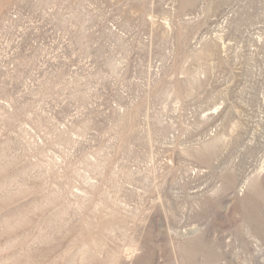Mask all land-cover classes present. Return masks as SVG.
I'll return each mask as SVG.
<instances>
[{
  "label": "rangeland",
  "instance_id": "374dc122",
  "mask_svg": "<svg viewBox=\"0 0 264 264\" xmlns=\"http://www.w3.org/2000/svg\"><path fill=\"white\" fill-rule=\"evenodd\" d=\"M0 264H264V0H0Z\"/></svg>",
  "mask_w": 264,
  "mask_h": 264
}]
</instances>
